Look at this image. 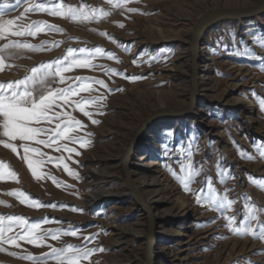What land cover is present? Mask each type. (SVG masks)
Listing matches in <instances>:
<instances>
[{"label": "rangeland", "instance_id": "rangeland-1", "mask_svg": "<svg viewBox=\"0 0 264 264\" xmlns=\"http://www.w3.org/2000/svg\"><path fill=\"white\" fill-rule=\"evenodd\" d=\"M64 2L110 15L79 23L47 13H28L19 23L47 21L63 31H42L36 37H9L34 45L47 43L40 51L11 50L14 58H8L6 64L12 67L0 71V82L23 79L31 75L33 67L65 56L69 48L101 47L118 59L99 55L92 61L97 67L65 72L63 84L58 78L48 80V87L53 88L67 87L77 76L103 80L107 88L93 84V90L72 97L73 100L104 97L99 104L86 109L99 123L92 124L74 106H63V111L70 112L86 126L72 135L83 136L91 143L82 148L59 141L75 148L77 155L29 142L47 154L46 161L53 158L42 166L45 178L41 180L32 176L23 159L20 145L25 142L11 141L16 144L18 154L0 144V161L17 173L19 181H0V201L4 202L0 204V215L24 216L30 222L43 218L59 221L42 223L41 231L79 229V238L49 237L43 247L25 242H21L20 248L5 245L7 251L0 252V264H31L18 257L27 254L41 257L50 251L48 245L56 248L83 245V237L93 234L95 240L88 246L104 251L93 253L83 264H146L149 233L153 237L150 264H264V241L250 235H233L225 227L224 217L197 204L195 196L184 191L168 170L171 167L181 175V165L187 164V160L185 153L175 149L190 148L194 167L202 169L190 185L192 189L205 187L210 177L218 193L227 191L229 198L236 201L226 214L236 215L237 222L245 203L264 208V189L257 187V182L264 180V158L255 147L264 144V110L252 95L254 90L264 98V47L255 42L264 39V8L250 17L223 20L202 34L195 58L193 99L190 52L191 32L201 16L212 11L254 8L262 0H131L127 7L138 9L136 13H129L126 8L113 9L108 0ZM25 4V0L19 3L0 0V12L5 19L15 18L23 12ZM121 23L123 28L119 27ZM6 42L0 40V45ZM249 50L252 54H235ZM109 68L116 69V73L108 72ZM131 76L143 78L132 81L128 79ZM40 91L37 85V94ZM159 110L188 111L154 124L125 158L135 131ZM56 122L59 121L41 126L54 127ZM168 131L173 135L165 137ZM0 140L9 142L2 135ZM165 143L170 150L168 157L162 154ZM238 149L254 158H243ZM61 156L77 176L64 171L57 159ZM124 166L149 215L135 201L126 183ZM221 172L231 173L230 177H224L223 183ZM248 174L256 180L250 182ZM51 176L62 182L61 186L48 178ZM13 190L25 192L43 206L20 203L7 194ZM94 195L98 197L92 200ZM212 220L213 223H208ZM124 230L126 234L122 235ZM8 252H16L17 256ZM47 264L55 262L49 258Z\"/></svg>", "mask_w": 264, "mask_h": 264}, {"label": "snow or ice", "instance_id": "snow-or-ice-1", "mask_svg": "<svg viewBox=\"0 0 264 264\" xmlns=\"http://www.w3.org/2000/svg\"><path fill=\"white\" fill-rule=\"evenodd\" d=\"M19 3L20 0H17ZM27 6L23 8V12L15 18L5 19L4 13L0 12V40H7L6 43L0 45V71H3L6 67H12L10 64H6L8 58H14L13 49H29L32 51H40L44 48V42L40 45H34L28 42H21L20 40L9 39V37H36L38 33L42 31H58L62 32L63 29L48 24L47 21H33L30 24L19 23L28 13L39 12L47 13L50 16L68 18L73 22H90L96 20L98 17H107L110 12L103 10L90 9L87 6L75 7L66 4L64 0H36L31 3L25 0ZM131 0H108V3L113 9L126 8L129 13H136L139 10L136 8L127 7V4ZM7 3V0H5ZM119 27L123 28L121 23ZM101 35L107 36V33H101ZM111 39V37H109ZM261 47H264V39H256ZM59 43V42H57ZM215 51V49L213 50ZM236 55H249L252 54L251 50L247 52L238 51ZM99 55H107L110 59H118L114 53L107 52L101 47L94 49L80 48L79 50L69 48L67 54L55 61L42 64L39 67H33L31 69V75L26 76L23 79L15 81L0 82V135L7 137L9 142L0 140V144L7 149H10L13 153L18 154L16 144L11 141H22L20 148L23 149V159L27 164L32 176L41 180L44 179V174L41 173L42 166L53 160L52 157H48L47 161L44 157L47 155L42 152L39 147H32L29 142L37 145H43L48 148L55 147L56 151H66L69 154L76 153L75 148L68 147L67 144H61L59 141H69L73 144H79L80 147H86L91 143L90 140L85 139L83 136H74L72 133L86 127L80 120L71 115L70 112L63 111V106H74L85 117L91 120L92 124H98L99 121L92 119L93 113L86 110L90 105H97L104 99L102 96H94L90 98L81 97L78 100H73L72 97L79 96L81 92H89L93 90L92 85H100L107 88V84L103 80H92L89 77H75V82L67 87H48L49 77L58 78L59 83L63 84L66 80L64 76L65 72H68L74 68H94L97 65L92 61ZM158 59V57H153ZM135 63V61H133ZM102 67V66H101ZM110 73H116V69H107ZM140 76H131L128 79L135 81L142 79ZM37 85L40 86L41 91L37 94ZM109 91H112L109 89ZM122 91V89H117ZM252 95L256 96L259 102L261 110H264V98L258 96L254 90ZM60 108L61 111H55ZM102 114V113H101ZM55 123L54 127H43V124L51 125ZM86 135L90 136L91 133ZM165 137L173 135L170 131L164 133ZM43 137V138H41ZM259 156L264 158V144L255 146ZM169 147L165 143L162 149V154L165 157L169 156ZM177 152L185 153V159L187 164H182L180 168L181 175H178L175 171L169 167V171L173 177L183 187L186 192H191L195 196V202L199 205L206 206L224 217L226 220L225 227L233 234L237 236H252L253 238L264 241V208H258L254 203L248 202L243 205V212L239 222H237L236 215H227L229 210L233 208L236 203L235 200L230 199L228 192L223 194L217 192L213 187L212 179L209 177L206 180V186L194 190L190 187L195 177L201 174L202 169L194 167L191 159V149L181 146L175 149ZM240 155L243 158L253 159L254 157L248 154L245 150L238 149ZM70 158V157H69ZM59 164L63 165L64 171L70 176H77L78 174L69 168L67 163H64V157L57 158ZM58 164V166H59ZM231 176L229 172H221V183H223L225 176ZM249 180L255 181L256 178L251 174ZM61 186L62 182L56 180V177H48ZM13 180L18 181L17 173L13 171L10 166L3 161H0V181ZM257 187L264 189V180L257 182ZM8 195L15 196L20 203L26 204L30 207L39 208L43 206L38 200H33L23 191L13 190L7 193ZM246 201L248 197H244ZM0 201V204H3ZM56 207V205H50ZM75 211V209H73ZM57 222L50 221L48 218H43L41 221L30 222V220L24 216L17 215H0V252H5L7 249L4 247L8 245L13 248H20L21 242L27 244L43 247L45 241L50 237L52 240H58L61 236H73L78 237L79 229L63 230V229H47L41 231L42 223ZM214 220L208 221L213 223ZM79 238V237H78ZM224 238V237H221ZM83 245L68 244L61 248L52 247L48 245L50 251L43 254L41 257H36L31 254L22 255L18 258L30 261L31 264H47L49 258H51L55 264H83V261L89 260L93 253L97 251H104L103 248H93L88 245L95 240V234L83 237ZM11 256H17L16 252H8Z\"/></svg>", "mask_w": 264, "mask_h": 264}, {"label": "water", "instance_id": "water-1", "mask_svg": "<svg viewBox=\"0 0 264 264\" xmlns=\"http://www.w3.org/2000/svg\"><path fill=\"white\" fill-rule=\"evenodd\" d=\"M264 8V0H262L261 4L254 8H249V9H231V10H221V11H212L208 14H205L199 18L197 21L196 25L192 29L191 32V40H190V52H191V63H192V75H191V99H193L194 95V90H195V80H196V73H195V58L197 55V50L199 47V41L201 39L202 34L209 29L211 26H214L215 24L223 21V20H228V19H234L237 17H250L256 13H259L263 10ZM191 106V104H190ZM185 111L184 110L181 112H174L171 110H159L153 113L149 118H147L141 125L140 127L135 131L134 136L127 147L125 158L128 157L132 149L137 145V143L140 141L142 138L143 134L154 124L158 123L159 121L166 119V118H171L175 117L178 115H182ZM124 172L126 174V183L128 187L132 190L133 196L135 201L144 207L143 201L139 193L136 191L134 185L128 180V175L126 172V167L124 166ZM151 233L148 234L147 236V242L145 246V258L147 264H149L151 253H150V246L153 243V240L151 238Z\"/></svg>", "mask_w": 264, "mask_h": 264}, {"label": "bare ground", "instance_id": "bare-ground-1", "mask_svg": "<svg viewBox=\"0 0 264 264\" xmlns=\"http://www.w3.org/2000/svg\"><path fill=\"white\" fill-rule=\"evenodd\" d=\"M26 6H27V4L23 5V7H26ZM135 189H136L137 192L139 191L137 188H135ZM96 197H98V195L97 196H95V195L94 196H91L92 200L95 199ZM146 214L149 215V210L148 209H146ZM124 234H126V231L125 230L122 232V235H124ZM151 238L153 239L152 236H151ZM151 247H152V245L150 246V253H151V249H152ZM146 264H147V262H146ZM149 264H150V261H149Z\"/></svg>", "mask_w": 264, "mask_h": 264}]
</instances>
